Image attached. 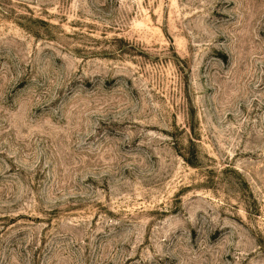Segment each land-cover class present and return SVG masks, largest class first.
Masks as SVG:
<instances>
[{"label": "rangeland", "instance_id": "rangeland-1", "mask_svg": "<svg viewBox=\"0 0 264 264\" xmlns=\"http://www.w3.org/2000/svg\"><path fill=\"white\" fill-rule=\"evenodd\" d=\"M0 264H264V0H0Z\"/></svg>", "mask_w": 264, "mask_h": 264}]
</instances>
